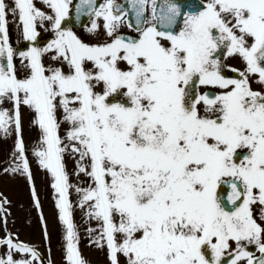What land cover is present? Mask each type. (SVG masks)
<instances>
[{"label": "snow or ice", "instance_id": "6c2138e0", "mask_svg": "<svg viewBox=\"0 0 264 264\" xmlns=\"http://www.w3.org/2000/svg\"><path fill=\"white\" fill-rule=\"evenodd\" d=\"M43 3L47 11L0 0V130L15 132L5 171L27 176L38 208L22 109L39 130L32 152L51 176L67 264H88L73 187L96 221L89 243L106 247L109 264H264V0ZM73 8L97 36L102 18L104 36L93 42L67 26ZM9 12L32 42L26 50L10 42ZM45 22L54 36L41 46ZM0 245V264H44L10 232Z\"/></svg>", "mask_w": 264, "mask_h": 264}, {"label": "rangeland", "instance_id": "374dc122", "mask_svg": "<svg viewBox=\"0 0 264 264\" xmlns=\"http://www.w3.org/2000/svg\"><path fill=\"white\" fill-rule=\"evenodd\" d=\"M9 18H11L9 36L22 43V46L21 44H15L14 48L19 51L26 50L30 41L24 39L22 25L18 21H13L11 12ZM98 23L101 25L98 30L99 36L88 32L87 27L80 31L73 30L82 38L94 42L104 36L103 21L101 18L98 19ZM37 29L38 31L47 32L46 38L42 39L44 42L40 44L41 46L54 36L53 30L47 22L44 25L37 23ZM20 59L18 55L15 57L17 64H19ZM46 59L48 60L50 58L46 56ZM229 64L236 66V63L232 60ZM22 125V134L26 148L28 149L27 155L31 164L33 182L40 199V207L38 208L35 204L31 194L32 184L27 179V176L20 172L5 171L11 165V153L14 147L15 132L13 130L5 135L0 130V200L3 197H7L8 201L4 204V208L7 210L6 213H0V237L5 233L3 231L4 227V229L9 230L19 240L35 246L44 259V264H47L49 259L52 261V264H67L65 258L66 241L64 238V226L58 218L55 193L51 186V176L45 169L39 166L32 152L33 146L39 139V130L31 124L30 113L27 109H22ZM61 131H63V127ZM5 165L8 166L4 168ZM66 165L69 172L72 173L70 175L72 184H80L82 177H77L73 171L75 167L74 158L71 156L66 157ZM70 199L74 202L73 219L78 228V246L82 256L88 264H109L106 247L101 248L89 243L91 237L87 229L94 225L96 221H89L84 215V210L77 206L76 201L78 200V196L75 187L70 189ZM41 212L47 223V238H45L44 224L40 218ZM5 215L7 217L6 225ZM251 250L255 251V248L253 247ZM4 251L5 246H1L0 255H3ZM256 254L259 255L258 252ZM121 259L123 261V257Z\"/></svg>", "mask_w": 264, "mask_h": 264}, {"label": "flooded vegetation", "instance_id": "af4514ba", "mask_svg": "<svg viewBox=\"0 0 264 264\" xmlns=\"http://www.w3.org/2000/svg\"><path fill=\"white\" fill-rule=\"evenodd\" d=\"M76 1H77V0H73V4H75ZM120 1H122V0H115L116 3H117V2H120ZM13 2H14V0H6V3H8L9 5H11ZM99 2H101V0H98V3H99ZM158 2H159V0H158ZM191 2H192V0H189L188 3H191ZM34 3H35L38 7H41V8H43L44 10H48V9L46 8V5L43 3V0H34ZM188 3H187V4H188ZM71 13H72V9H70V16H71ZM9 14H10V12H9ZM131 18L134 20V16H132ZM91 20H92V18H91ZM91 20H90V21H91ZM101 20H102V18H101ZM69 21H70V18H66V23H67V25H68L69 27H71V26L69 25ZM102 21H103V20H102ZM72 28H73V27H72ZM73 29H74V28H73ZM121 30H122L123 32H125L126 34H130V35H134V34H135L134 29H129V28L127 27L126 24L122 26ZM46 35H47V32H44V31H38V39H37V43H39V44L43 43L44 41H43L42 39H45V38H46ZM30 43H32V42H30ZM231 60L234 61V62L236 63V66H235V67H237V68H242V67H243V63H242V61H241L238 57H228L227 60H226V63L229 64ZM227 71H228V73H229L230 75H233V76L238 75L237 73L231 72L230 69L227 70ZM254 87H260V85L254 83ZM212 90L214 91V89H212Z\"/></svg>", "mask_w": 264, "mask_h": 264}, {"label": "water", "instance_id": "95a60500", "mask_svg": "<svg viewBox=\"0 0 264 264\" xmlns=\"http://www.w3.org/2000/svg\"><path fill=\"white\" fill-rule=\"evenodd\" d=\"M179 1H177V2H179ZM127 3H128V0H125V3L124 4H127ZM181 3L182 4H187V3H183V2H181ZM89 19H90L89 14L87 12H83L80 15V19L77 20L76 19L75 10L73 9V13H72V17H71V24L73 26H75L77 28H82V27H84L87 24V22L89 21Z\"/></svg>", "mask_w": 264, "mask_h": 264}]
</instances>
